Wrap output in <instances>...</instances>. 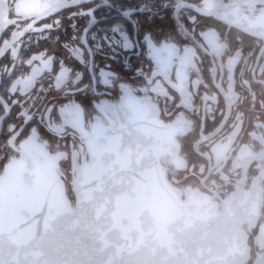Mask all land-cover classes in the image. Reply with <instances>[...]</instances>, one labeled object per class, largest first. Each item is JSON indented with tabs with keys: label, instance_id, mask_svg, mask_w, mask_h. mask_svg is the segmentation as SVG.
Segmentation results:
<instances>
[{
	"label": "flooded vegetation",
	"instance_id": "flooded-vegetation-1",
	"mask_svg": "<svg viewBox=\"0 0 264 264\" xmlns=\"http://www.w3.org/2000/svg\"><path fill=\"white\" fill-rule=\"evenodd\" d=\"M35 3L0 0V17L18 13L23 18ZM177 3L181 15L195 21L184 29L192 43L183 49L168 46L166 75L151 90L162 98L169 96L166 84L170 85L179 93L182 107H174L171 98L162 103L133 93L118 120L105 116L89 121L81 110L74 131L52 126L57 136L76 137L75 146L65 148L33 132L18 145L11 142L14 152L0 147V179L8 169L22 170L24 145L40 146L74 207L73 181L79 168L91 161V148L96 159L115 158L109 154L115 142L130 147L123 135L146 129L153 121L159 164L179 200L197 195L217 211L231 205L255 214L254 220L239 223L248 249L243 264H251L259 251L257 233L264 227V0Z\"/></svg>",
	"mask_w": 264,
	"mask_h": 264
},
{
	"label": "water",
	"instance_id": "water-1",
	"mask_svg": "<svg viewBox=\"0 0 264 264\" xmlns=\"http://www.w3.org/2000/svg\"><path fill=\"white\" fill-rule=\"evenodd\" d=\"M153 125L124 134L131 146L115 142L107 161L91 148L73 181L74 207L43 149L24 145L22 170L0 179V264H243L239 223L255 214L217 211L197 195L179 200ZM256 240L251 264H264V227Z\"/></svg>",
	"mask_w": 264,
	"mask_h": 264
},
{
	"label": "snow or ice",
	"instance_id": "snow-or-ice-1",
	"mask_svg": "<svg viewBox=\"0 0 264 264\" xmlns=\"http://www.w3.org/2000/svg\"><path fill=\"white\" fill-rule=\"evenodd\" d=\"M181 12L177 0H36L23 18L0 17V147L14 152L33 132L75 146L52 126L74 131L81 110L118 120L133 93L182 107L170 85L162 98L151 90L168 46L192 43L184 29L195 21Z\"/></svg>",
	"mask_w": 264,
	"mask_h": 264
}]
</instances>
